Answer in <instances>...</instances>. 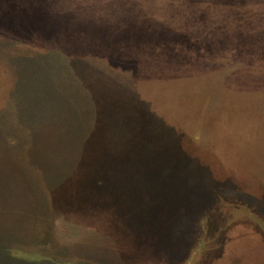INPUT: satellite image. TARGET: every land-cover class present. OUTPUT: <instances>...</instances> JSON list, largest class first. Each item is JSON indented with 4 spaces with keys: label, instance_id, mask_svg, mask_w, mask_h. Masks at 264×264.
<instances>
[{
    "label": "rangeland",
    "instance_id": "obj_1",
    "mask_svg": "<svg viewBox=\"0 0 264 264\" xmlns=\"http://www.w3.org/2000/svg\"><path fill=\"white\" fill-rule=\"evenodd\" d=\"M0 264H264V0H0Z\"/></svg>",
    "mask_w": 264,
    "mask_h": 264
}]
</instances>
